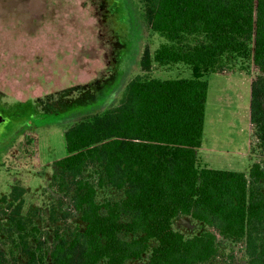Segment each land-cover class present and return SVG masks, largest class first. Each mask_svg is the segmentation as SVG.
I'll list each match as a JSON object with an SVG mask.
<instances>
[{
  "label": "trees",
  "instance_id": "trees-1",
  "mask_svg": "<svg viewBox=\"0 0 264 264\" xmlns=\"http://www.w3.org/2000/svg\"><path fill=\"white\" fill-rule=\"evenodd\" d=\"M101 1L113 10L115 0ZM142 1L152 30L166 40L153 54L144 48L141 68L184 63L192 75H138L119 103L102 111L90 109L107 95L104 80L117 73L74 97L44 103L48 113L66 105L67 117L87 110L64 126L66 155L54 162L50 179L60 189L76 179L72 200L84 227L57 230L44 253L42 243L29 249L28 236L20 234L26 264H129L144 257L140 264H202L216 257L219 236L244 241L247 264H264V160L248 172L197 164L208 96L204 75L238 60L259 70L250 111L264 141V0ZM180 215L207 229L186 237L174 227Z\"/></svg>",
  "mask_w": 264,
  "mask_h": 264
},
{
  "label": "rangeland",
  "instance_id": "rangeland-1",
  "mask_svg": "<svg viewBox=\"0 0 264 264\" xmlns=\"http://www.w3.org/2000/svg\"><path fill=\"white\" fill-rule=\"evenodd\" d=\"M109 9L110 16L101 0H0V113L7 117L0 124V264H26L20 234L28 236L29 249L42 243L44 253L57 230L84 227L72 200L76 179L68 178L64 189L52 187L50 179L54 162L66 155L64 126L87 110L75 109L68 118L66 105H59L64 113H48L45 102L74 97L79 88L117 73L104 80L107 95L90 109L102 111L119 103L127 82L138 75H192L184 63H154L150 72L141 68L144 48L153 54L166 40L152 30L142 0H116ZM127 37L131 47L123 51L120 42ZM258 74L244 60L205 73L208 96L198 166L248 172L253 162L264 160V141L250 111L251 84ZM108 194L119 195L112 190ZM174 227L186 237L207 229L186 215L178 216ZM218 247L216 257L202 264L248 263L244 241L219 236Z\"/></svg>",
  "mask_w": 264,
  "mask_h": 264
},
{
  "label": "flooded vegetation",
  "instance_id": "flooded-vegetation-1",
  "mask_svg": "<svg viewBox=\"0 0 264 264\" xmlns=\"http://www.w3.org/2000/svg\"><path fill=\"white\" fill-rule=\"evenodd\" d=\"M114 3H115V4H114V6H115V5H116V0L114 1ZM104 6L106 7V11H107V12H110L108 2L105 3ZM115 9H116V7H115ZM119 19H120V20H123V17H120ZM130 42H131V41H130V38H128V37L124 40L123 43H122V41L120 42L121 45H123V46H122L123 51L126 50V48H130V47H131ZM125 43H126V44H125ZM124 48H125V49H124ZM135 48H136V45H135ZM121 52H122V50H121ZM118 54H119V53H118ZM122 54H123V52H122ZM133 54H134V53H133ZM34 115H37V114H34ZM54 115L58 116V114H54ZM9 117H11V116H9ZM0 118H4V120L1 121L0 124H1V123H4V122L7 120V119H6L7 117H5L3 113H0Z\"/></svg>",
  "mask_w": 264,
  "mask_h": 264
},
{
  "label": "water",
  "instance_id": "water-1",
  "mask_svg": "<svg viewBox=\"0 0 264 264\" xmlns=\"http://www.w3.org/2000/svg\"><path fill=\"white\" fill-rule=\"evenodd\" d=\"M3 120H4V118H0V122L3 121Z\"/></svg>",
  "mask_w": 264,
  "mask_h": 264
}]
</instances>
